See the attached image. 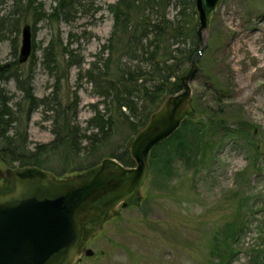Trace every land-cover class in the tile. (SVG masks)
I'll use <instances>...</instances> for the list:
<instances>
[{
    "label": "rangeland",
    "instance_id": "1",
    "mask_svg": "<svg viewBox=\"0 0 264 264\" xmlns=\"http://www.w3.org/2000/svg\"><path fill=\"white\" fill-rule=\"evenodd\" d=\"M116 1L81 0V6L73 5L65 20L62 13L54 16L57 0H37L44 17L39 21L32 14L26 17L34 49L24 64L25 70L32 68L37 98L50 99L56 84L43 65L45 48L53 37L81 61L80 67L68 69L59 96L66 103L77 92L75 122L87 136L95 132L87 121L95 110L104 115L108 103L85 72L107 44L113 30L109 7ZM12 4L13 0H0V16ZM165 11L172 19L177 7L172 3ZM9 39L8 35L0 39V65L14 60ZM202 39L205 49L190 82L195 111L219 117L223 127L242 130L202 132L196 165L175 157L164 165L162 159L158 168L169 172L165 181L149 175L138 193V205L118 207L99 218L87 230L88 238L75 264H264V0H221ZM20 40L19 36L17 59ZM0 85L8 106L15 110L13 106L21 98L15 83L7 80ZM197 115L199 119L203 116ZM49 117L43 107L30 115L29 149L53 139ZM133 135L127 127L117 125L105 145L89 158L82 151L77 163L88 166L118 156ZM156 155L163 158L165 153L157 151ZM50 160L47 167L63 168L61 156ZM68 164L69 170L79 166L74 167L72 160ZM5 168L0 164L1 170ZM84 249H91L93 255L85 256Z\"/></svg>",
    "mask_w": 264,
    "mask_h": 264
},
{
    "label": "trees",
    "instance_id": "2",
    "mask_svg": "<svg viewBox=\"0 0 264 264\" xmlns=\"http://www.w3.org/2000/svg\"><path fill=\"white\" fill-rule=\"evenodd\" d=\"M36 2L13 0L11 9L0 16V39L9 36L14 58L12 62L0 65V84L13 80L21 93L20 100L13 106L15 110H12L8 106L6 91L0 85V164L6 168L36 167L56 177H67V172L83 173L100 163L101 160L81 166L77 162L82 151L89 158L110 140L117 125H123L134 135L137 134L167 96L182 91L181 74L186 73V65L190 64L199 49L197 14L194 0H117L109 7L113 30L107 44L102 45L96 59L85 72L87 80L100 89L98 95L108 104L104 115L95 110L87 121V127L95 131L87 136L75 122L79 102L77 92L74 91L70 96L71 101L66 103L59 96L60 82L68 80V69L81 66V61L76 59L72 51L58 37H53L45 48L43 65L56 78L50 99L34 95L32 68L25 70V64H19L16 58L26 17L32 14L35 21L44 17L42 4ZM172 3L177 7V12L169 19L165 10ZM73 5L81 6V0H57L54 16L58 18L55 14L62 13L68 20ZM105 53L106 57H102ZM31 59H34L33 56ZM78 75L80 78L81 73ZM58 97L62 100H58ZM38 107H43L45 114L52 117L53 139L29 149V118ZM196 113L203 115L202 118H197V115L195 119L185 120L171 137L151 151L149 175L156 174L165 181L169 172L158 168L162 159L164 165L169 164L173 157L187 165L198 164L199 137L206 130H242L240 127L237 130L223 127L224 121L212 114ZM83 140L87 145L82 146ZM157 151L165 153L163 158L156 155ZM55 155L61 156L64 169L47 167ZM110 158L125 167L134 166L127 148L120 155ZM71 160L74 167L76 164L79 166L69 170L67 166Z\"/></svg>",
    "mask_w": 264,
    "mask_h": 264
},
{
    "label": "water",
    "instance_id": "3",
    "mask_svg": "<svg viewBox=\"0 0 264 264\" xmlns=\"http://www.w3.org/2000/svg\"><path fill=\"white\" fill-rule=\"evenodd\" d=\"M221 0H194L199 49L180 77L182 91L167 96L147 125L126 144L134 161L125 167L103 158L83 173L56 177L36 167L0 169V264H75L87 240V230L116 208L138 205V193L149 176V156L185 120L197 117L190 82L205 49L202 39ZM18 63L32 53V33L23 24ZM92 256L91 249H84Z\"/></svg>",
    "mask_w": 264,
    "mask_h": 264
}]
</instances>
